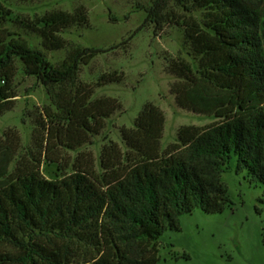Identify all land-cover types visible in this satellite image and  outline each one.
I'll return each mask as SVG.
<instances>
[{
	"label": "trees",
	"instance_id": "trees-1",
	"mask_svg": "<svg viewBox=\"0 0 264 264\" xmlns=\"http://www.w3.org/2000/svg\"><path fill=\"white\" fill-rule=\"evenodd\" d=\"M163 1L147 9L145 21L159 25ZM176 1L182 13L173 23L183 27L196 65L169 61L166 72L176 78L169 91L179 108L215 120L179 126L176 141L160 151L164 114L146 102L133 127L119 130L125 151L115 142L102 147L100 173L91 153H79L58 179L40 174V157L8 172L18 139L7 136L0 142V264H157V240L166 227L179 230L180 215L195 208L221 212L229 203L221 180L228 168L262 187L264 201V0ZM192 9L202 10L199 19ZM5 11L0 1V24ZM83 22L80 7L27 25L43 47L57 49L63 46L57 33ZM102 51L75 47L53 65L43 51L0 27V114L10 108L15 59L41 84L59 86L74 82L79 66ZM120 80L102 74L96 86ZM93 91L81 83L61 99L65 123L45 128L44 159L57 161V143L68 149L86 143L120 108L113 97L90 100Z\"/></svg>",
	"mask_w": 264,
	"mask_h": 264
},
{
	"label": "rangeland",
	"instance_id": "rangeland-1",
	"mask_svg": "<svg viewBox=\"0 0 264 264\" xmlns=\"http://www.w3.org/2000/svg\"><path fill=\"white\" fill-rule=\"evenodd\" d=\"M0 1L6 10L0 27L43 51L53 65L60 64L75 47L104 50L79 66L74 82L59 86L41 84L35 76L26 74L23 64L15 59L10 108L0 114V142L7 136L14 138V134L18 139V149L8 172L19 162L27 160L34 164L35 158L40 157V174L46 179H58L72 170L79 153L89 152L95 171L100 173L102 147L115 142L125 151L119 130L133 127L134 118L146 102L156 105L164 114L160 151L176 141L179 126H205L215 120L213 116L179 108L169 91L176 80L166 72L169 61L182 59L193 67L196 65L185 43L183 27L173 23L176 15L182 13L176 0L163 1L162 21L158 26L145 21L147 9L156 0ZM80 7L85 22L57 33L63 40L61 48L43 47L41 37L27 25L46 13H73ZM201 13V9L190 12L197 19ZM107 73L118 74L121 80L96 86L99 77ZM81 83L94 86L90 100L113 97L120 108L104 118L102 129L86 143L75 149L57 143L53 150L57 161L44 159L41 155L45 128L48 124L64 125L61 99H67L65 95H72ZM221 180L229 203L221 212L205 213L195 208L180 215L179 230L166 227L157 240V264H264L263 188L249 184L244 172L236 173L233 168L226 169Z\"/></svg>",
	"mask_w": 264,
	"mask_h": 264
}]
</instances>
